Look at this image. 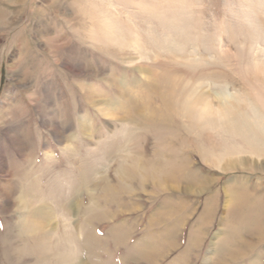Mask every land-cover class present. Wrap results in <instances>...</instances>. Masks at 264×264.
<instances>
[{"label": "rangeland", "instance_id": "374dc122", "mask_svg": "<svg viewBox=\"0 0 264 264\" xmlns=\"http://www.w3.org/2000/svg\"><path fill=\"white\" fill-rule=\"evenodd\" d=\"M0 10V264H264V0ZM154 167L174 189L144 180Z\"/></svg>", "mask_w": 264, "mask_h": 264}, {"label": "bare ground", "instance_id": "6f19581e", "mask_svg": "<svg viewBox=\"0 0 264 264\" xmlns=\"http://www.w3.org/2000/svg\"><path fill=\"white\" fill-rule=\"evenodd\" d=\"M8 16H9V14H8ZM7 16V13H5V12H3V11H1L0 10V26H3V25H5V18L6 17H8ZM14 93H11V92H9V94H8V96H6L5 98H14ZM93 96V95H92ZM93 99H94V97H93ZM101 101V100H100ZM101 102H103V101H101ZM9 104H10V102H9ZM107 111H109V109L107 110ZM105 112V114H106V116H115V113H114V111H112V109H111V111L108 113V112ZM45 124H47V125H49L52 129H53V131H55L56 133H57V135H61L60 133V131H61V126L59 125V123L58 122H56L53 118H51V117H48L47 118V121H45ZM88 135V134H87ZM7 136H8V138L10 139V141L11 142H13L16 146H17V152L19 153V154H21L22 156H26V157H28L26 154H25V146H24V144H23V142H22V139L20 138V136H19V134H17V132H15V130H12V129H9L8 131H7ZM63 137V136H62ZM64 138V137H63ZM25 158V157H24ZM2 159H3V157L1 156V154H0V164L2 163ZM139 165V164H138ZM234 164H232V163H229V164H227L226 166H225V169H229V168H231V166H233ZM175 167V166H174ZM224 167V166H223ZM1 168V167H0ZM169 169H174V168H169ZM155 171V173H153ZM7 172V175L6 176H10V172L9 171H6ZM137 172V171H136ZM144 172V171H143ZM153 174H151V176H148V177H146V179H144V180H146L147 182H148V180H149V182H150V184H152L153 185V187L154 188H158V189H167V190H170L171 191V189H174V187H173V185H170V183H173V182H178L179 180L176 178V176L173 174V172H172V174H170V173H168V172H164V168H163V171H161V170H159V171H157V170H155V167H154V169H153ZM142 173V172H141ZM143 177H144V175H142ZM120 177V176H119ZM192 179H193V177H191ZM200 178V177H199ZM183 179V181L187 184V186L185 187L186 188V190H187V192L190 190H192V188L193 187H195V185H194V182H193V180L192 179H188V178H182ZM119 180H120V178H119ZM205 180V179H204ZM203 180V181H204ZM122 181V180H121ZM120 181V182H121ZM123 182V181H122ZM121 182V183H122ZM127 182H128V180H127ZM126 182V183H127ZM170 182V183H169ZM204 183H206L205 181H204ZM123 184H125V183H123ZM201 184V183H200ZM202 185V184H201ZM204 187V186H203ZM5 188H6V186L4 185V186H1V188H0V203H3V201L4 200H9L10 199V195L6 192V190H5ZM31 188V187H30ZM33 188V187H32ZM118 189L119 188H117V189H115V190H117L118 191ZM120 189H121V187H120ZM177 189H179V187H177ZM189 191V192H190ZM193 191V190H192ZM116 192V191H115ZM169 192V191H168ZM119 193V192H118ZM245 193H247V189H244V188H241V189H238V188H234V189H231L230 190V200H232L233 202H238L239 204H240V206H242V204L246 201H244V195H245ZM264 198V197H263ZM261 199V198H260ZM250 200V199H249ZM26 201L24 200V198H22L21 200H20V203L21 204H23L24 206H25V203ZM249 202V201H248ZM251 202H253V201H251ZM231 203V202H230ZM168 205V204H167ZM263 205V204H262ZM264 206V205H263ZM170 207V206H169ZM248 208V207H247ZM66 209H67V212L68 213H72V211H73V207L72 206H67L66 207ZM245 209V208H244ZM236 210H237V208H236V206H233L232 208H231V210H230V212L231 213H234V215L236 214ZM257 210V209H256ZM252 211V210H251ZM41 212H42V215H44V216H46L47 217V213L45 212V209L44 208H42V210H41ZM174 212V211H173ZM259 213V212H258ZM171 214V213H170ZM208 215V213L206 214H204V218L202 217V220H201V223H203V222H206V218L208 217L207 216ZM48 218H46V219H44V220H42L40 223V227H41V229L43 230H46V231H48V228L49 227H51V221H48L47 220ZM253 219L254 218H252V221H253ZM236 220H237V222L238 221H243V218H242V216L241 215H239V213L237 214V217H236ZM45 221H46V224H45ZM155 221V220H154ZM246 221V220H245ZM244 221V222H245ZM261 221V220H260ZM156 222V221H155ZM255 222H256V220H255ZM258 222V221H257ZM256 222V223H257ZM259 224V223H258ZM258 224H256V225H258ZM255 225V224H254ZM247 227H249V229L251 228H253L252 226L250 227V226H248V225H246ZM174 227H175V225H174ZM177 228V227H176ZM248 229V228H247ZM173 231L175 230V229H172ZM253 230V229H252ZM251 230V231H252ZM201 231V230H200ZM196 231V233L198 234V235H200L201 236V232H203V231ZM248 231H250V230H248ZM177 232V231H176ZM231 232V231H230ZM259 232V231H258ZM191 233L192 234H194L195 233V231H193V229H192V231H191ZM191 233H190V235H191ZM244 233V232H243ZM249 233V232H248ZM252 233H254L253 231H252ZM168 234H170V233H167V235ZM167 235H166V238H167ZM248 235V234H247ZM261 235V234H260ZM237 236H238V234H237ZM236 236V237H237ZM169 238H167V239H169L170 240V236H168ZM191 237V236H190ZM235 237V238H236ZM238 240H240V241H243V235H242V233L241 234H239V236H238ZM166 239V242L167 243H169V241ZM235 240V239H234ZM233 240V241H234ZM233 241L231 240V242L233 243ZM165 242V243H166ZM231 242L229 241V240H227L226 242H225V246L226 247H231L232 249V251L230 250V253H228V254H230V258H236V257H241V251H240V249L239 248H237V249H234V246H232V244H231ZM238 242V241H237ZM172 243V242H171ZM173 244V243H172ZM239 244H236V246H238ZM235 246V247H236ZM234 250V251H233ZM232 254V255H231ZM226 255V254H225ZM250 255V254H249ZM248 255V256H249ZM229 256V255H228ZM242 258H243V256H242ZM226 259H229V258H225V260ZM238 259H240V258H238ZM246 259H248V258H246ZM238 261H240V260H238ZM252 263H254L255 264V262L253 261ZM81 264H83V263H81Z\"/></svg>", "mask_w": 264, "mask_h": 264}]
</instances>
